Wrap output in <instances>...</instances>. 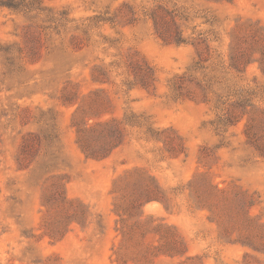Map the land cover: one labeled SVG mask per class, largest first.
<instances>
[{"label":"rangeland","instance_id":"rangeland-1","mask_svg":"<svg viewBox=\"0 0 264 264\" xmlns=\"http://www.w3.org/2000/svg\"><path fill=\"white\" fill-rule=\"evenodd\" d=\"M112 120L87 157L78 129ZM159 223L180 254L140 235ZM262 244L264 0H0V264H264Z\"/></svg>","mask_w":264,"mask_h":264},{"label":"trees","instance_id":"trees-1","mask_svg":"<svg viewBox=\"0 0 264 264\" xmlns=\"http://www.w3.org/2000/svg\"><path fill=\"white\" fill-rule=\"evenodd\" d=\"M78 132L80 136L81 146L84 152L86 153L87 157L101 159V158H105L106 156H108L110 151L119 145V141H117V137H119L121 130L119 126L117 125V122L112 120V121L98 122L92 125L90 129L89 128H79ZM94 134H96V136L91 137ZM90 137L93 139L99 138L102 140V143H100L99 150H90V148H88V145L90 143V140L88 138ZM151 193L152 192L147 191L146 196H142L143 194H140V196L135 198V201H133V205L135 202L146 203L148 201L156 199V197L153 196V194ZM49 201L47 200L46 202V205L49 210L51 209L50 207H52L53 205L52 202H55V203L59 202L60 204L62 203L63 207L61 208H63L62 212L64 214V220H63L64 224H70V223H73L74 221L80 222L79 219L82 220L83 218H85L84 208L78 211L76 209L71 210L68 206H66L68 203L69 205L74 204V199H68L66 195L60 194L59 197L55 201H52V202H49ZM150 222H154L152 217H150ZM58 232L60 234L64 233L61 230H58ZM152 232L154 234H157L159 236V240L162 242V245L157 248L160 249V248L165 247L163 252H160V253H165L172 257L181 253V249L183 248L182 247L183 241L179 233L176 232V230L174 229V227L164 224V223H159V224L154 225L152 230L142 228L140 231V235L146 238ZM131 233L132 232H127V233L124 232V234H129V235H131ZM150 248L151 247L146 246L144 249H142L139 252L140 255L138 256L137 264L153 263L154 257L158 256L159 252L158 253L152 252L153 250L151 251ZM260 249L264 250V244H262Z\"/></svg>","mask_w":264,"mask_h":264}]
</instances>
